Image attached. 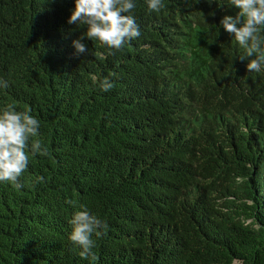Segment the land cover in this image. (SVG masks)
<instances>
[{
  "label": "trees",
  "instance_id": "obj_1",
  "mask_svg": "<svg viewBox=\"0 0 264 264\" xmlns=\"http://www.w3.org/2000/svg\"><path fill=\"white\" fill-rule=\"evenodd\" d=\"M133 2L141 35L110 50L75 0H0V110L30 109L47 149L0 182V264H91L80 205L107 224L95 264H264V68L220 23L239 8Z\"/></svg>",
  "mask_w": 264,
  "mask_h": 264
},
{
  "label": "clouds",
  "instance_id": "obj_2",
  "mask_svg": "<svg viewBox=\"0 0 264 264\" xmlns=\"http://www.w3.org/2000/svg\"><path fill=\"white\" fill-rule=\"evenodd\" d=\"M229 4L239 8L235 17L224 15L220 23L229 34H234L236 41L245 49L243 60L253 56L247 64L249 72H260L264 68V0H228ZM133 0H75V8L68 23L85 25L86 37L98 39L110 50H121L126 42L141 35L131 11L135 8ZM162 0H148V7L159 11L163 7ZM84 35L73 41L78 53H87L88 48L83 43ZM101 88L109 91L113 84L105 78ZM0 87L7 88V81H0ZM39 120L31 114V110L18 111L14 105L8 104L0 110V182H11L21 187L20 178L29 165V158L25 149L29 147L33 155H47V149L42 142L33 139L38 135ZM39 181L43 177L37 178ZM68 204L75 207L73 200ZM69 223L72 231L69 239L81 249L79 255L95 264L96 256L93 252L95 242L93 234L99 235L101 229H107V224L84 205L75 211ZM232 264H242L234 259Z\"/></svg>",
  "mask_w": 264,
  "mask_h": 264
}]
</instances>
